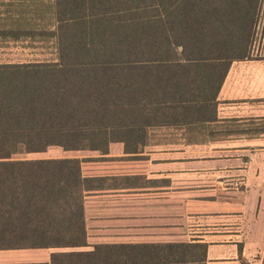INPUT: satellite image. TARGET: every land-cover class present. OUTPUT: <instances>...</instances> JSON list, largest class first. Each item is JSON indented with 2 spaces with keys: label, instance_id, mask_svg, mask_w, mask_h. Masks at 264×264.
I'll list each match as a JSON object with an SVG mask.
<instances>
[{
  "label": "trees",
  "instance_id": "1",
  "mask_svg": "<svg viewBox=\"0 0 264 264\" xmlns=\"http://www.w3.org/2000/svg\"><path fill=\"white\" fill-rule=\"evenodd\" d=\"M87 1L63 8L56 61L0 64V249L55 248L50 264L201 262L202 243L59 249L86 245L85 196L122 185L84 174L85 162L115 142L140 152L153 128L215 118L231 63L252 56L263 0ZM52 146L93 156H29Z\"/></svg>",
  "mask_w": 264,
  "mask_h": 264
},
{
  "label": "crops",
  "instance_id": "2",
  "mask_svg": "<svg viewBox=\"0 0 264 264\" xmlns=\"http://www.w3.org/2000/svg\"><path fill=\"white\" fill-rule=\"evenodd\" d=\"M89 4L0 0V64L56 61L63 8ZM257 52L253 46L250 58L231 63L213 120L153 128L140 152L127 154L115 142L103 158L85 162L84 174L122 185L85 196L86 245L59 250L202 243L204 260L183 264H264V51ZM55 250L0 249V264H50Z\"/></svg>",
  "mask_w": 264,
  "mask_h": 264
},
{
  "label": "rangeland",
  "instance_id": "3",
  "mask_svg": "<svg viewBox=\"0 0 264 264\" xmlns=\"http://www.w3.org/2000/svg\"><path fill=\"white\" fill-rule=\"evenodd\" d=\"M253 46H254L255 50L256 49L258 50V52L256 53L257 56L259 55L260 49H263V51H264V0L261 3L260 17H259V19L255 25V33L253 36L251 48H253ZM254 54H255V52H254ZM72 154H79V153L65 152L60 147L52 146V147L48 148L45 153L31 154L29 156L30 157H57V156L72 155ZM84 154H86V153H84ZM93 163H95V162H93ZM192 251L191 250H190V252L186 251V253L182 256V259L193 258L195 256H196V258H198L200 256V249H199V253H198V250H196V252L195 251L192 252Z\"/></svg>",
  "mask_w": 264,
  "mask_h": 264
}]
</instances>
